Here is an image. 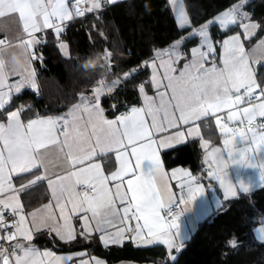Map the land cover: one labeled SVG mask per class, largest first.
<instances>
[{"label": "snow or ice", "instance_id": "snow-or-ice-1", "mask_svg": "<svg viewBox=\"0 0 264 264\" xmlns=\"http://www.w3.org/2000/svg\"><path fill=\"white\" fill-rule=\"evenodd\" d=\"M169 3L179 26L190 27L183 0ZM245 4L246 0H240L194 28L190 36L199 37L200 46L190 50V58L177 52L181 41L170 49L157 51L156 59L150 62L153 72L149 81L156 94L148 95L144 84L139 85L137 90L143 101L140 107L107 118L100 98L119 86L121 80L117 79L111 83L97 81L93 95H81L80 103L63 115H37L25 121L21 115L31 106L21 105L6 112L5 120L0 121V264H69L74 259L72 255L41 251L32 241L33 232L42 230L65 243L74 241L77 233L71 223L72 215L82 221L78 233L81 237L87 238L96 231L101 233L99 239L105 246L122 244L125 239L138 246L162 244L174 261L172 250H179L177 237L182 236L177 222L183 212L179 209L203 197L202 179L219 182L225 200L264 187V81L258 82L250 69L251 52L245 49L241 33L214 45L208 31L214 24L224 29L237 26L244 39H250L255 35L252 30L260 25L243 11ZM101 6L102 0H0V17L16 14L28 37L20 43L33 47L41 43L36 33L53 29L59 38L66 21ZM4 43L0 39V45ZM58 47L65 49L66 45ZM217 47L222 51L219 65L214 58ZM105 55L110 57L111 53ZM162 56L175 59L165 61ZM31 59H37L34 52ZM157 60L164 69L162 74L158 72ZM179 60L186 62L173 67ZM138 71L126 72L123 79ZM10 75H18L19 79L9 83ZM26 86L38 90L35 70L29 65L23 72L15 68L9 72L0 59V111ZM112 110L116 111L115 105ZM222 112L226 113L223 118L218 115ZM209 117L214 118L223 136V148L210 147L209 141L202 139L198 122ZM258 117L262 118L259 123ZM233 123L238 126L230 127ZM189 138L201 139L203 172L194 175L190 169L179 167L166 170L161 151L182 145ZM53 150L62 155L68 166L63 172L52 173V178L36 175L19 188L13 184L14 174H32L33 170L48 173L45 157ZM109 154L115 156L117 166L106 173L100 163L93 161ZM41 181H47L52 200L25 215L20 195ZM171 181L178 182V192L173 190ZM3 209H10L15 219L6 221ZM117 217L123 227L113 224ZM109 228L116 229L114 235ZM259 232V239L264 241V227ZM229 245L236 247V241H229ZM75 255L88 256L86 252ZM79 264L102 261L81 258Z\"/></svg>", "mask_w": 264, "mask_h": 264}, {"label": "trees", "instance_id": "trees-1", "mask_svg": "<svg viewBox=\"0 0 264 264\" xmlns=\"http://www.w3.org/2000/svg\"><path fill=\"white\" fill-rule=\"evenodd\" d=\"M240 0H184L191 26L181 28L170 8L169 0H124L105 5L98 12H88L83 17L69 21L57 38L53 29L47 30L37 45L34 64L38 90L25 89L11 99L6 111L21 105L31 106L25 119L61 114L75 103L80 95L88 94L99 80H121L110 94L102 98L109 116L127 110L139 103L138 86L149 81L150 72L145 62L156 52L187 35L193 28L207 22L218 13ZM244 9L260 27L255 35L246 39L254 43L264 36V0H246ZM211 34L218 43L224 37L241 30L237 26L221 29L212 25ZM191 37L185 43L187 51L198 42ZM66 45L65 49L58 47ZM111 53L106 57L105 53ZM67 53V54H65ZM139 71L129 79L126 72ZM259 81H264V65L258 68ZM116 103L113 112L112 104ZM206 137L218 141L216 129L206 130ZM203 150L199 139H192L172 149L163 150L166 167L183 165L194 172H203ZM25 209L35 207L49 199L44 182L22 193ZM264 220V187L241 194L238 198L224 200L200 221L184 247L170 260L162 244L141 247L132 241L122 245L105 246L98 235L78 236L65 243L48 230L37 232L32 244L51 247L57 251L86 250L91 255L109 261L131 260L138 263L157 264H264V241L254 236V229ZM235 240L236 247L229 241Z\"/></svg>", "mask_w": 264, "mask_h": 264}, {"label": "crops", "instance_id": "crops-1", "mask_svg": "<svg viewBox=\"0 0 264 264\" xmlns=\"http://www.w3.org/2000/svg\"><path fill=\"white\" fill-rule=\"evenodd\" d=\"M120 1H124V0H116L115 3L120 2ZM110 4H113V3H108V2H106V0H102L101 8L99 10L93 11V12H98L101 9H103L105 5H110ZM231 7H229V8H231ZM228 9H226V10H228ZM226 10H224V11H226ZM224 11H222V12H224ZM243 11H245L248 14V16L250 17V14L244 8H243ZM222 12H220V13H222ZM220 13H218V14H220ZM217 15H215L214 17H212L209 20H213L215 17H217ZM251 20L256 22V23H258L256 20H254L252 18H251ZM68 22L69 21H66L65 23H68ZM207 22H205V23H207ZM204 24H202V25H204ZM211 26H209L208 31L210 33L211 40H212L213 44L215 45V44H217V42L215 41V39L213 38V36L211 34V30H210ZM199 27H195V28H199ZM220 28L224 29L222 27H220ZM193 29L187 35H185L182 38L174 41L170 45L159 49L158 51L170 49L177 41H181V43L179 44V46L177 48V52L179 53L180 56H184V57L190 58V50L192 48H194V47H199L200 46V38L198 37L199 41L195 45H193L190 48L189 51H187L185 49L184 43L188 39L191 38L190 34L192 33ZM47 30H49V29L44 30L42 33H36L35 34L36 38L42 40V36ZM252 31L254 33H256L257 29H253ZM236 33H241V39L244 41L245 49L247 51L251 52V56H250V60H249L250 69H251L252 73L254 74L256 80L258 82H260L259 81V77H258V68L260 66L264 65V44H261V41H264V36L261 37L259 40H257L254 43H248L246 41V39H244L243 33H242V29H241V30H239V31H237L235 33H232V34L224 37L221 41H223L224 39H226L229 36L235 35ZM1 37H5V38H7L8 40L11 41V43L8 46H5V47L0 49V59H3L5 61V70L10 72L13 68H15L17 72H23L24 69L28 68L29 65H30L31 68H33L35 70V83H36L37 89H38L39 88V83H38L36 68H35V64H34V59H31V54L33 52H34V54L36 53L38 44L34 45L33 47H30L28 45L20 43L21 39H27L28 37H26V35L23 33L21 25H20V22H19V19H18V16L16 14H6L4 17H0V38ZM184 38H187V39H184ZM156 54H157V52H156ZM156 54H155L154 57H152L151 59H149L147 61V62H149L147 65L149 67V72H150V76H149V79H148L149 81H150V78H151L152 72H153V69H152V66H151L150 62L152 60L156 59ZM35 56H36V54H35ZM214 58H215L217 64L219 65L221 63V60H222V51H221V49L219 47H217V49H216V53H215V57ZM161 59H163L165 61H168L170 59H175V57H171L170 58L168 56H162ZM185 62H186L185 60H179L178 63L173 64L172 66L178 68V67L182 66V64L185 63ZM157 68H158V72L162 74L164 69L159 67V60H157ZM18 79H19L18 75H10L9 83H12L13 81L18 80ZM112 81H114V80H106L105 83H111ZM149 81L146 84L144 83L145 91L147 92L148 95L154 96L156 94V91L151 86ZM95 87H97V86H95ZM25 89H33V88L26 86V87H24L22 89V91H24ZM33 90H35V89H33ZM82 95L83 96H87V97H91L93 95V91L91 93L82 94ZM104 96L105 95H102L101 98H100V105L105 110V108H104V106L102 104V98ZM80 97H81V95H80ZM80 97L75 103H73L63 113L54 114V115H51V116H59V115H63L64 113H67L68 110L73 105H75L77 103H80ZM142 103H143V101H142V98H141V94L139 93V103L136 104L134 107H140V106H142ZM15 109L16 108L10 109L8 111H12V110H15ZM129 110L130 109L124 110V113L129 111ZM6 112L7 111L5 109L3 111H0V121H4L5 120ZM105 115L109 119L114 118V116H109L107 114L106 110H105ZM117 115H119V114H117ZM218 115H220L223 118V117L226 116V113L222 112V113H218ZM41 117H43V116H41ZM33 118H35V117H33ZM21 119H23L25 121L28 120V119H25L23 117V115H21ZM30 119H32V118H30ZM225 122H227V121L225 120ZM198 123L200 125V133H201L202 139L209 141L210 147L223 148V143H222L223 136L219 133V130H218L217 125L215 124L214 118L213 117H209L207 119L199 121ZM211 126H214L215 129H216V135H217L218 141H212L210 137H206V133L205 132ZM192 139H199L200 145H201V139L200 138H189L186 142H188L189 140H192ZM164 150H166V149H164ZM162 152H163V150L161 151L160 154H161V158L163 159ZM203 156H204V153H203ZM45 160H46V167L49 170L48 173H44L43 170H41L39 172L33 170L32 174H19V175H15L14 174L13 175V179H12L13 184L17 188H19L21 184H25L29 180L34 179L36 175H45V174H47L49 176V178H52V173H61V172H63V170L65 168L68 167L66 162L64 161L62 155H59L54 150L49 152L46 155ZM93 162L100 163L103 166L104 171L106 173L109 172V171H114L115 167L117 166L116 162H115V156L113 154H109L107 157H104V158H97V160H95ZM109 165H111V168L109 167ZM164 167L168 171H170L173 168H178V167L179 168H187V169H190L194 175H200L201 174L200 172H194L190 167L183 166V165H178V166H174V167H170L169 168V167H166L165 164H164ZM251 171L252 170H249V172H251ZM41 182H44L46 184V187H47L48 192H49V199L44 201V202H42L41 204H39V205H37L35 207H32V208L28 209V210L25 209V206H24L25 215H27L28 213H30L32 211H35L37 209H41L44 204H47V203H49L52 200L51 190L49 189V187L47 185V181H41ZM233 182L234 183L236 182L235 175H233ZM38 183H40V182H38ZM171 183H172L173 190L178 192V188H177V183L178 182L177 181H171ZM201 183L204 184V188H205V192H204L203 197H198L196 202H194V203L193 202H189L186 205H182L183 215L180 217L179 221L177 222L180 225V232L182 234L181 237H177L178 248H179L178 251H180L184 247L185 242L191 237V235L196 230V228H197L198 224L200 223V221H202L203 219L208 217L215 209L220 208V205H223V202L225 200L224 199V191L221 188V186L219 185V182H217L215 180H210V179H202ZM256 188H259V186L255 187L254 189H256ZM5 195H8V194H5ZM0 198H3V197H0ZM230 199H232V198H230ZM20 201L24 205L23 199H22V193L20 195ZM69 207H70V205H69ZM117 207L119 208L120 205L117 204ZM53 209L58 214L59 210L55 208L54 203H53ZM29 220H30V218H29ZM90 222L93 225L95 224L94 220H92ZM71 223H72L73 227L75 228V231H76L77 237H78L79 236L78 233L82 230L81 229L82 221L79 220L77 215H72ZM113 224H115L117 228L123 227V225H121L119 223V218L118 217L113 220ZM105 227H107V226H105ZM115 231H116V229L109 228V232H111L113 235L115 234ZM36 233L37 232L34 231L33 232V236H35ZM95 235L100 236L101 233L93 231L90 236H95ZM125 235H127V233ZM126 241H128V240L125 239L123 243H125ZM181 243H182V246H181ZM122 244H111L110 243L108 245H122ZM134 244L137 245L136 243H134ZM155 245H158V244H155ZM34 246L37 247L36 245H34ZM148 246H153V245H146V246H141V247H148ZM37 248H39L41 251L48 250V251L54 252L57 256L72 255L74 257V259L71 262H69V264H79V260L81 258L89 259V258H93V257L98 259V260H100V261H102V264H157V263H154V262L138 263V262L131 261V260L109 261V260L105 259L104 257L97 256V255H91V254L88 253V251L82 250V249L81 250H75V251H57V250H55V249H53L51 247H44V248L37 247ZM178 251L176 249H173L172 250V255L176 256ZM80 252H86L88 254V256H86V257H76L75 254L76 253H80Z\"/></svg>", "mask_w": 264, "mask_h": 264}, {"label": "built area", "instance_id": "built-area-1", "mask_svg": "<svg viewBox=\"0 0 264 264\" xmlns=\"http://www.w3.org/2000/svg\"><path fill=\"white\" fill-rule=\"evenodd\" d=\"M87 13V12H86ZM85 13V14H86ZM66 24L67 23H65V26H66ZM64 26V27H65ZM0 39H3L4 41H5V43L3 44V45H0V49L1 48H3V47H5V46H8L10 43H11V41L10 40H8L7 38H5V37H1ZM146 81H148V79H146ZM145 82H143L142 84H144ZM113 105H115L116 106V103H113L112 104V106ZM135 105H130L129 107H128V109H130L131 107H134ZM121 113H124V111H120L118 114L120 115ZM261 119L262 118H258L257 119V122L259 123L260 121H261ZM230 127H233V128H235V127H237L238 125H236V124H230L229 125ZM180 211H182V205H181V207H180V209H179ZM177 211V209H173V214H175V212ZM3 212H4V218H5V220L6 221H8V222H11L13 219H15V217H13L12 216V214H11V210L10 209H3Z\"/></svg>", "mask_w": 264, "mask_h": 264}, {"label": "rangeland", "instance_id": "rangeland-1", "mask_svg": "<svg viewBox=\"0 0 264 264\" xmlns=\"http://www.w3.org/2000/svg\"><path fill=\"white\" fill-rule=\"evenodd\" d=\"M183 7H184V9L186 10L185 5H184V0H183ZM186 12H187V10H186ZM187 14H188V12H187ZM188 16H189V15H188ZM261 227H264V220H263L259 225H257V226L255 227V229H254V236H255V238L258 239V240H260V239H259V235H260L259 229H260ZM260 241H262V240H260Z\"/></svg>", "mask_w": 264, "mask_h": 264}]
</instances>
